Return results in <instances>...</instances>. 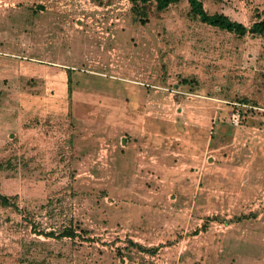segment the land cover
I'll return each instance as SVG.
<instances>
[{"label":"rangeland","instance_id":"1","mask_svg":"<svg viewBox=\"0 0 264 264\" xmlns=\"http://www.w3.org/2000/svg\"><path fill=\"white\" fill-rule=\"evenodd\" d=\"M130 8L0 0V264H264V35Z\"/></svg>","mask_w":264,"mask_h":264},{"label":"trees","instance_id":"2","mask_svg":"<svg viewBox=\"0 0 264 264\" xmlns=\"http://www.w3.org/2000/svg\"><path fill=\"white\" fill-rule=\"evenodd\" d=\"M131 2L130 11L136 20L145 22L148 20L150 7H155L158 12L167 10L172 4L179 3L184 0H129ZM189 3L190 12L198 17L200 21L210 26L217 27L221 30L235 33L239 36L246 34L252 35H264V16L253 22L250 26L245 25L242 22L231 19L229 16L223 13H209L203 4L202 0H186ZM0 202L4 207H12L15 211H19L18 204L14 201V198L0 193ZM49 234L54 235V232ZM61 236H75L74 230L66 228L60 234ZM136 248L143 251L153 253L154 248H144L141 244L132 242Z\"/></svg>","mask_w":264,"mask_h":264},{"label":"built area","instance_id":"3","mask_svg":"<svg viewBox=\"0 0 264 264\" xmlns=\"http://www.w3.org/2000/svg\"><path fill=\"white\" fill-rule=\"evenodd\" d=\"M229 121L234 126H238L239 124H241L242 115L240 110H234L229 116Z\"/></svg>","mask_w":264,"mask_h":264}]
</instances>
